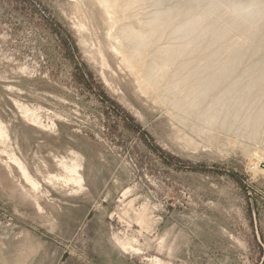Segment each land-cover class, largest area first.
<instances>
[{
	"label": "rangeland",
	"instance_id": "obj_1",
	"mask_svg": "<svg viewBox=\"0 0 264 264\" xmlns=\"http://www.w3.org/2000/svg\"><path fill=\"white\" fill-rule=\"evenodd\" d=\"M155 1L124 14L181 0ZM121 21L82 0H0V264H264V120L253 138L202 122L223 87L178 112L124 63ZM216 34L186 57L193 79ZM263 36L230 80L255 75ZM173 41L168 27L146 55Z\"/></svg>",
	"mask_w": 264,
	"mask_h": 264
},
{
	"label": "bare ground",
	"instance_id": "obj_2",
	"mask_svg": "<svg viewBox=\"0 0 264 264\" xmlns=\"http://www.w3.org/2000/svg\"><path fill=\"white\" fill-rule=\"evenodd\" d=\"M82 1L93 6L104 16L111 18L113 15H119V19L124 21L126 11L134 9L136 5L139 7L145 0H122L123 3H120V0ZM164 1L156 0L155 5H161ZM222 11H225L224 15H221ZM174 15L187 18L178 26H173ZM137 17L132 15L127 18L131 21L125 20L123 24L121 21L120 36L127 42L128 48L122 59L131 68H141L142 81L146 86L154 90L162 89L164 99L172 97L174 108L186 114L198 107L209 92L223 87L211 104L201 112L200 120L210 127L219 124L228 130L242 129L243 133L250 132V138L255 137L264 120V104L259 108L252 105L245 108V104L251 98L256 101L258 96L264 94V61L255 62L251 66L255 75L248 80H230V77L238 69L255 37L264 28V0H214L207 3L202 0H181L174 8L157 7L148 17ZM206 20H209L211 25L202 32H197ZM214 26L217 27V34L209 41V45L217 44V47L206 56L204 68L207 73L193 79L192 74L185 73L189 68L186 57L201 46L203 39ZM168 27H172L175 41L158 46L151 56L146 55L150 45L159 41L162 32ZM263 44L264 36L255 46L256 51H259ZM248 72L249 69L245 70L244 75ZM169 73L171 74L168 79ZM184 73L185 77L182 76ZM7 136V131L0 122V139L3 140ZM13 160L20 162L16 157H13ZM19 164L21 165V162ZM63 165L66 169L70 168L69 171L75 172L74 174L77 173L76 164H70L71 167L66 163ZM21 168L27 179L37 187V182L28 175L22 165ZM70 179L77 183L82 182L78 173Z\"/></svg>",
	"mask_w": 264,
	"mask_h": 264
}]
</instances>
